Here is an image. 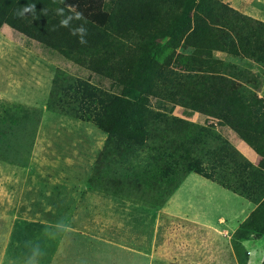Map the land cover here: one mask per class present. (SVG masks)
Listing matches in <instances>:
<instances>
[{
    "label": "trees",
    "instance_id": "trees-1",
    "mask_svg": "<svg viewBox=\"0 0 264 264\" xmlns=\"http://www.w3.org/2000/svg\"><path fill=\"white\" fill-rule=\"evenodd\" d=\"M76 12L87 21L86 44L60 26ZM82 23L73 19L72 27ZM3 24L84 67L97 81L108 80L103 88L56 69L45 101L47 110L89 121L105 134L87 178L91 189L121 198L149 194L160 205L188 173L213 181L254 204L229 240L236 263L247 264L241 241L264 235V98L256 93L257 74L213 52L264 69V21L222 0H0ZM175 106L186 116L172 115ZM30 112H5V118L25 124ZM194 112L206 122L188 120ZM215 125L232 130L259 164ZM114 164L121 167L117 174L109 173Z\"/></svg>",
    "mask_w": 264,
    "mask_h": 264
},
{
    "label": "rangeland",
    "instance_id": "rangeland-1",
    "mask_svg": "<svg viewBox=\"0 0 264 264\" xmlns=\"http://www.w3.org/2000/svg\"><path fill=\"white\" fill-rule=\"evenodd\" d=\"M222 2L264 21V0ZM213 56L257 74L256 93L264 98L262 67L219 51ZM56 69L109 87L55 50L0 26V132L10 124L5 136L0 133V156L8 160L0 159V264H237L230 236L254 204L213 181L188 173L160 205L149 194L121 198L88 186L105 134L89 121L45 108ZM23 110L35 111L25 124L5 118V112L20 117ZM171 114L186 116L178 106ZM187 119L206 122L197 112ZM214 127L259 164L232 130ZM119 171L114 164L109 173ZM241 244L247 264L264 261V235ZM35 245L43 257L33 256Z\"/></svg>",
    "mask_w": 264,
    "mask_h": 264
},
{
    "label": "clouds",
    "instance_id": "clouds-1",
    "mask_svg": "<svg viewBox=\"0 0 264 264\" xmlns=\"http://www.w3.org/2000/svg\"><path fill=\"white\" fill-rule=\"evenodd\" d=\"M26 11H28V9H26ZM58 14L63 16L64 10L59 9ZM73 19L82 20V21H84V23H82L76 27H72ZM86 23H87L86 19L83 17V14L80 12H76L74 16H72V15L64 16V18L60 20V26L69 28L70 35L77 36L78 41L81 44L87 43L86 36H87L88 30L85 27ZM51 238H53V237H51ZM44 255H45V253L40 250L39 245H35L33 248V256L43 257ZM31 264H36V261L34 259H32Z\"/></svg>",
    "mask_w": 264,
    "mask_h": 264
}]
</instances>
